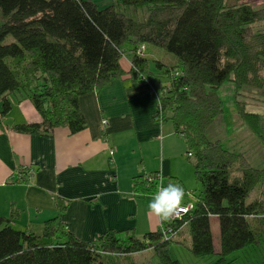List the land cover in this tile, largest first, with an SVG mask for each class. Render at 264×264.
<instances>
[{
	"label": "trees",
	"instance_id": "1",
	"mask_svg": "<svg viewBox=\"0 0 264 264\" xmlns=\"http://www.w3.org/2000/svg\"><path fill=\"white\" fill-rule=\"evenodd\" d=\"M101 3L0 0V114L10 111L15 95L31 103L40 122L12 130L45 136L58 128L80 133L86 123L79 98L122 77L119 61L127 55L130 82L149 84L157 96L154 121L169 122L182 138L200 194H193V211L178 221H159L156 232L140 239L128 231L108 230L83 242L64 230L59 215L23 231L11 227L15 214L0 218V264H130L124 258L149 250L155 264H180L170 251L182 244L183 230L189 253L196 259L216 257L213 264H230L227 258L243 249L264 252V163L256 169L243 154L206 137L223 113L216 94L223 84L232 83L236 94L244 88L264 89V5L254 8L240 0ZM127 9L142 10L143 20L125 16ZM8 37L12 42L5 43ZM146 45L171 54L173 64L154 62L156 72L150 71L145 51L137 54ZM236 109L257 133L260 117L247 113L246 106L240 110L238 103ZM157 174L134 177L133 194L152 196ZM255 191L257 197L248 202ZM57 206L60 214L65 212L59 202ZM211 218L218 225L217 249ZM167 229L173 234L164 235Z\"/></svg>",
	"mask_w": 264,
	"mask_h": 264
},
{
	"label": "crops",
	"instance_id": "2",
	"mask_svg": "<svg viewBox=\"0 0 264 264\" xmlns=\"http://www.w3.org/2000/svg\"><path fill=\"white\" fill-rule=\"evenodd\" d=\"M119 66L122 77L79 98L86 128L74 135L66 128L48 136L12 130L40 119L28 100L10 98V111L0 114V218L15 214L13 229H37L58 215L64 230L83 242L108 230L140 239L159 229V219L147 214L152 196L134 195L132 179L156 172L163 183H180L170 166L178 152L172 157L167 150L173 128L154 121L157 96L149 84L130 82L129 58ZM22 169L31 172L28 182L18 181ZM58 202L66 208L61 214Z\"/></svg>",
	"mask_w": 264,
	"mask_h": 264
},
{
	"label": "rangeland",
	"instance_id": "3",
	"mask_svg": "<svg viewBox=\"0 0 264 264\" xmlns=\"http://www.w3.org/2000/svg\"><path fill=\"white\" fill-rule=\"evenodd\" d=\"M240 1L248 3L254 8H260L264 5V0ZM123 14L134 21L140 22L143 20L142 10L127 9ZM1 22L2 18L0 16V24ZM10 42H12V39L8 37L5 43ZM145 48L144 55L148 58L150 71L156 72L154 62H160L165 67H169L173 64L174 57L171 54H167L165 51L150 45H146ZM125 58L128 59L129 57L126 55L122 59ZM216 94L222 102L223 113L214 120L211 127L207 130L206 137L212 142L216 140L220 141L223 148L229 152L236 155L243 154L252 167L260 169L264 163V89L244 88L236 94L233 84L227 82L221 86ZM236 103L239 104L240 110H243L246 106L247 113L257 114L260 117L256 130L257 133H253L248 125L240 119L236 109ZM163 127L165 130L168 128L170 129L171 124L165 122ZM172 136L173 138L168 140V154L172 156L178 152V155H176L179 157H174L172 161H170L172 172L176 176H171V178L177 179L185 190L198 196L200 194V187L195 181L193 168L186 158L184 152L185 148L181 150L182 141L176 138V136ZM240 163L241 157H239L238 161L231 167L230 174L232 173L233 175V171L235 172L233 169L239 167ZM165 181L170 180L166 179ZM255 196L257 197V191L251 194L248 202ZM210 227L214 247L217 249L219 233L216 218H211ZM183 231L182 233H184V236L181 237L180 240L182 244H174L171 246V258L177 260L180 264H213L216 257L196 259L189 253L188 243H185L186 232ZM122 237L125 238L124 235ZM173 240H178V238H174ZM263 256L264 252L262 249L248 248L233 253L227 258V261L230 264H259ZM152 257V251L149 250L130 255L124 259L130 264H155Z\"/></svg>",
	"mask_w": 264,
	"mask_h": 264
},
{
	"label": "clouds",
	"instance_id": "4",
	"mask_svg": "<svg viewBox=\"0 0 264 264\" xmlns=\"http://www.w3.org/2000/svg\"><path fill=\"white\" fill-rule=\"evenodd\" d=\"M185 197L183 186L169 183L161 186L147 203V214L159 219L161 224L168 222L182 205Z\"/></svg>",
	"mask_w": 264,
	"mask_h": 264
},
{
	"label": "built area",
	"instance_id": "5",
	"mask_svg": "<svg viewBox=\"0 0 264 264\" xmlns=\"http://www.w3.org/2000/svg\"><path fill=\"white\" fill-rule=\"evenodd\" d=\"M143 50H144V48H140L137 51V54H141L143 52ZM157 108H159L158 99H157ZM106 124H107L106 120H102L101 121V126L103 128L106 126ZM112 156H113V151L109 150V157H112ZM188 157H191V155H188ZM111 163H112V161H111ZM17 174H18V181L22 182V183H25V182L29 181V177H30L31 172L30 171H25L24 169H22V170H19L17 172ZM150 178L151 177L149 175L145 176V179L147 181H149V182L151 181ZM155 178L157 179L156 191L161 186H167L169 184V182L163 183L162 176L159 173L155 176ZM194 206H195V199L193 197V193L185 190V197H184V200L182 202V205L178 208L176 214L169 220V222L170 221H178V220H180L183 216H185V215L189 214L191 211H193ZM163 234L164 235H170V234H173V233H172V231L170 229H167L165 232H163Z\"/></svg>",
	"mask_w": 264,
	"mask_h": 264
}]
</instances>
